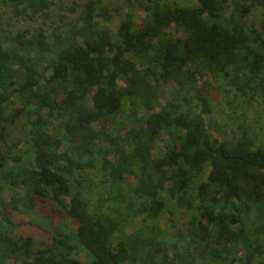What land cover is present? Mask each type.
I'll return each instance as SVG.
<instances>
[{
	"label": "trees",
	"instance_id": "obj_1",
	"mask_svg": "<svg viewBox=\"0 0 264 264\" xmlns=\"http://www.w3.org/2000/svg\"><path fill=\"white\" fill-rule=\"evenodd\" d=\"M1 1L0 264H264V0Z\"/></svg>",
	"mask_w": 264,
	"mask_h": 264
},
{
	"label": "rangeland",
	"instance_id": "obj_2",
	"mask_svg": "<svg viewBox=\"0 0 264 264\" xmlns=\"http://www.w3.org/2000/svg\"><path fill=\"white\" fill-rule=\"evenodd\" d=\"M102 4H104L105 6L110 8V11L112 12V14H115L114 9L116 8H120V7H125L127 4V0H101ZM70 6H71V0H65L63 2L62 5L57 6V10L54 12H51V19H47V25H59V24H67L70 20L74 19L77 13H72L70 11ZM127 9V6L126 8ZM135 15L137 17V20L140 21L143 19L144 17V12L140 9H137L135 11ZM262 13L260 10L255 11L253 14L249 15L247 17V24H251V25H256V26H261L262 24ZM0 21L1 24L0 26L9 28L10 30H18V29H23V28H29L31 30H36L38 29L40 26H43V22L44 19L43 18H39L35 21H31L28 19H23V18H19L14 16V14L11 12V9L9 8V6L4 5L2 3V1L0 0ZM118 20L114 19L112 22H109L110 27H112L113 29H117V25H118ZM45 28L47 27L46 25H44ZM201 83L204 84V79L201 80ZM166 93L163 96V98L161 99V104H165L167 103V101L169 100V94L173 91V89L175 88V84L170 83L167 84L166 86ZM215 100V104H217L216 108L214 109L213 114L211 113L208 117V119H214L217 123L213 124L214 127H212V129L214 130V134L217 135L218 137H226L227 135L230 136L231 132L229 131L230 128V124L231 121L229 119L230 116H232V113L228 110H223L225 108L224 105V100L223 98L218 95L215 94L214 97ZM256 111V112H255ZM260 111V108L257 107L256 110L253 111V113L250 114L249 119L252 121L254 120V118L256 117V113L258 114V112ZM230 115V116H228ZM211 121V120H210ZM227 122H230L228 125L226 124ZM26 124V119L22 118L19 120V122L15 125H13L10 128V143H12V141L17 140V138H21L23 137L25 130L23 129V126ZM163 148V143L161 141L157 142L155 145V153L156 151H160ZM127 180L128 182L133 185L136 181V179L132 176L127 175ZM9 196V193L6 194V197ZM175 213V220L176 223L178 225H183L184 222H187L188 220V216L186 212L180 211V210H176L174 211ZM37 225V224H36ZM35 225V226H36ZM160 225L162 230H168L169 229V225L170 222L168 219L164 218L163 220L160 221ZM134 226H130L129 227V231L134 230ZM28 230L30 229L29 227L27 228ZM32 229L36 230V228L32 227ZM28 230H26L27 232H29ZM34 230V231H35ZM238 264H244L243 262H238Z\"/></svg>",
	"mask_w": 264,
	"mask_h": 264
}]
</instances>
